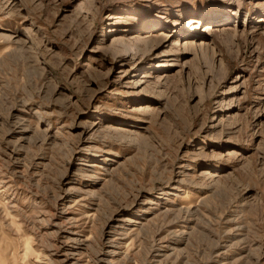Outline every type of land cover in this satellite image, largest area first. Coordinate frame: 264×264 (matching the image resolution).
Instances as JSON below:
<instances>
[{
    "label": "rangeland",
    "instance_id": "1",
    "mask_svg": "<svg viewBox=\"0 0 264 264\" xmlns=\"http://www.w3.org/2000/svg\"><path fill=\"white\" fill-rule=\"evenodd\" d=\"M71 253L264 264V0H0V264Z\"/></svg>",
    "mask_w": 264,
    "mask_h": 264
},
{
    "label": "bare ground",
    "instance_id": "2",
    "mask_svg": "<svg viewBox=\"0 0 264 264\" xmlns=\"http://www.w3.org/2000/svg\"><path fill=\"white\" fill-rule=\"evenodd\" d=\"M162 6H164V7H160L158 10H157V14H156V16H154V18L153 19H155V18H159V17H163L164 15H165V13L168 11V10H170L171 9V7L173 6L172 4H170V3H163L162 4ZM151 7H141V10L143 11V16L145 15H148V16H152V11H151V9H150ZM191 22H196V21H191ZM210 29V28H209ZM212 30V29H211ZM218 30H214V32L216 33ZM207 141V140H206ZM189 206V205H188ZM62 217H64V216H62ZM68 216H65L64 218H67ZM71 218H67L66 220H70ZM70 222V221H69ZM55 223H56V221H55ZM58 226H59V228H58V230H57V233L58 234H64L65 232H67V230H66V227L64 228V226H66L64 223H62V224H58ZM68 227V226H67ZM69 230V229H68ZM72 232V231H71ZM68 233H70V232H68ZM74 234V238L72 239L73 241H75L76 242V245H80V246H82V249H86V247L88 246V243H87V238H83L82 236H79L80 235V233H78V232H76V233H72V235ZM67 236V235H66ZM61 237V236H60ZM68 239H70V238H68ZM70 241H71V239H70ZM63 242V241H62ZM68 243H69V241H65V242H63V245H62V248L63 247H66L67 245H68ZM71 243V242H70ZM61 245V244H60ZM58 249V248H57ZM105 251V250H104ZM102 252V254H101V260H104L105 259V254L107 253V251L106 252ZM80 253H82V252H80ZM100 253H101V251H100ZM6 254H8V253H6ZM78 255H80V254H78ZM8 256H10V257H5V259H7V260H9L10 258H12V257H14V255H8ZM4 259V260H5ZM71 259H74V262H70L71 261ZM81 259H80V257L79 256H74V253H71V254H65L64 255V258H62V260H61V263L60 264H73V263H78L79 261H80ZM7 262V261H6ZM10 264V263H9ZM223 264V263H222Z\"/></svg>",
    "mask_w": 264,
    "mask_h": 264
}]
</instances>
